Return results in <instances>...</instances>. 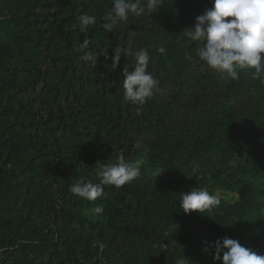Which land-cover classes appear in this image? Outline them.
Here are the masks:
<instances>
[{
	"label": "trees",
	"instance_id": "obj_1",
	"mask_svg": "<svg viewBox=\"0 0 264 264\" xmlns=\"http://www.w3.org/2000/svg\"><path fill=\"white\" fill-rule=\"evenodd\" d=\"M114 3L0 0V264H223L228 249L216 260L213 245L225 237L264 255V84L254 68L211 69L182 34L214 0H163L154 13L143 0V15L107 32ZM84 15L96 24L81 32ZM129 48L147 50L158 82L143 105L124 99ZM121 155L141 161L138 178L95 201L70 191L101 184ZM193 188L220 204L186 214Z\"/></svg>",
	"mask_w": 264,
	"mask_h": 264
},
{
	"label": "clouds",
	"instance_id": "obj_2",
	"mask_svg": "<svg viewBox=\"0 0 264 264\" xmlns=\"http://www.w3.org/2000/svg\"><path fill=\"white\" fill-rule=\"evenodd\" d=\"M143 0H115L114 8L104 16L103 28L112 32L119 21H127L129 13L141 16L145 12L142 7ZM163 0H146L147 11L154 13L158 7H162ZM81 32H86L88 27L96 24V18L84 15L81 18ZM193 42H202L203 46L198 48L200 59L213 70L220 74H226L233 79H239L238 69L254 68L253 79L264 84V0H214V7L204 15L197 17L194 29L188 28L182 32ZM90 41L85 39L83 44L75 49L77 52L89 47ZM165 53V48L158 49ZM121 49H115L112 57L113 63L107 67L115 70L121 59ZM128 57H134V70L130 71L129 66L123 70L124 99L133 104L143 105L152 98L153 90L157 88V81L146 70L149 64L147 50L140 49L133 53L127 49ZM105 59H109L107 52H104ZM85 61H97V55L89 52L84 56ZM139 113V109H137ZM141 145L137 143L135 147ZM141 161L126 162L121 155L115 163L103 167L100 175L101 184L91 182L84 183L77 181L70 191L73 194L87 201H95L104 194L105 185L122 188L127 183L135 180L141 174ZM161 172L157 173V176ZM218 195H210L206 189L193 188L190 192L182 193L180 203L186 214L192 212H211L220 204ZM89 211L99 214L103 211L101 206H96ZM206 244L208 242H205ZM216 248L215 259L220 260V252L223 249L228 251L223 254V264H264V255L242 246L237 240L225 237L223 242L218 240L213 245ZM204 251H209L208 247ZM177 264H186L184 259L178 260Z\"/></svg>",
	"mask_w": 264,
	"mask_h": 264
},
{
	"label": "rangeland",
	"instance_id": "obj_3",
	"mask_svg": "<svg viewBox=\"0 0 264 264\" xmlns=\"http://www.w3.org/2000/svg\"><path fill=\"white\" fill-rule=\"evenodd\" d=\"M223 197H225L226 199H231L234 200V195L231 193H223V192H219Z\"/></svg>",
	"mask_w": 264,
	"mask_h": 264
}]
</instances>
